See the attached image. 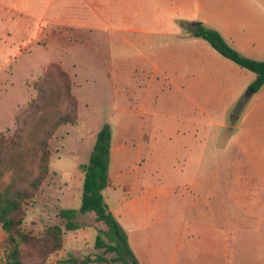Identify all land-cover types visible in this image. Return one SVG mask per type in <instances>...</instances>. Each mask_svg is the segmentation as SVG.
I'll return each mask as SVG.
<instances>
[{
    "label": "rangeland",
    "instance_id": "rangeland-1",
    "mask_svg": "<svg viewBox=\"0 0 264 264\" xmlns=\"http://www.w3.org/2000/svg\"><path fill=\"white\" fill-rule=\"evenodd\" d=\"M17 6L18 0H0V133L13 134L15 118L39 88L47 96L41 117L66 111L62 81L76 104V122L60 126L48 142L49 173L28 202L22 229L39 237L49 226H63L61 209L80 206L78 166L88 162L96 134L108 123L113 137L105 201L114 209L118 199L131 197L146 206L135 215L114 210L127 216L122 226L127 232L131 227L125 234L139 263L264 264V94L258 95L264 87L247 95L256 97L240 105L239 114L229 109L226 116L211 106L194 115L176 91L133 90L131 82L139 78L133 54L111 23L166 24L183 34L181 23L193 15L209 29L232 23L250 42L242 56L264 61V0H104L105 26L90 25L96 23L91 16L72 17L86 24L41 22L49 34L36 41L37 21ZM245 72L252 83L255 75ZM142 102L151 117L141 124L140 117L114 122L116 111L140 109ZM139 124L145 139L131 135H138ZM75 221L79 229L65 231L62 249L53 255L40 259L36 247L23 246L24 264L99 254L94 244L104 225L93 212ZM4 237L0 227V241Z\"/></svg>",
    "mask_w": 264,
    "mask_h": 264
},
{
    "label": "trees",
    "instance_id": "trees-1",
    "mask_svg": "<svg viewBox=\"0 0 264 264\" xmlns=\"http://www.w3.org/2000/svg\"><path fill=\"white\" fill-rule=\"evenodd\" d=\"M181 28L186 34L206 41L221 56L254 73L255 79L249 85L254 93L262 88L264 61L242 56L217 31L200 22L181 23ZM48 75L50 77L51 73ZM60 87V105L65 107V112L58 109L50 117H41L47 96L39 88L36 100H32L28 108L15 118L13 134L0 133V227L5 234L0 241V264H24L22 247L30 244L38 249L40 259L60 251L65 231L79 229L75 220L87 212H93L96 221L104 225V229L98 231L94 244L95 249L101 252L82 258L68 254L61 264H139L103 195V191L111 186L108 170L112 132L108 123L103 124L96 134L88 162L78 166L83 174L80 207L61 209L58 217L63 220V226H49L39 237L22 229L28 202L49 173V140L60 126L76 122V104L74 106L68 81H62ZM248 98L242 96L230 109L231 112L239 114V106ZM109 254H114V258L108 260Z\"/></svg>",
    "mask_w": 264,
    "mask_h": 264
},
{
    "label": "crops",
    "instance_id": "crops-1",
    "mask_svg": "<svg viewBox=\"0 0 264 264\" xmlns=\"http://www.w3.org/2000/svg\"><path fill=\"white\" fill-rule=\"evenodd\" d=\"M63 5L66 6L64 13L62 11ZM17 8L24 17L34 19L35 23L37 21L39 29L35 41L41 40L43 36L49 34L41 29V22L62 25L86 24L85 21H77L72 17L83 16L86 18L91 16L96 23H90V25H106L104 0H18ZM188 20V23L206 24L196 15ZM111 23L115 29H119L120 41L129 46L130 52L133 54L132 69L134 74L139 76L131 82L130 87L133 90L176 91L181 96L183 105L194 109V115L196 111L201 112L203 106H211L226 116L229 109L242 96L246 95L245 92L251 84L249 72H245V69L221 56L206 41L183 34L181 30L166 24L159 25L151 22L137 24L129 20ZM213 29L222 36L227 44L241 55H245L250 42L235 31L232 23L225 26L220 25V27ZM144 76H148V78L144 80ZM262 94H264V90L258 95ZM255 97L248 98V101L249 99L254 100ZM143 98L146 99V96ZM145 106L147 103L142 102L140 109L136 107L135 109L116 111L117 119L114 118V122H132L135 117H140L141 124L145 116L148 114H150L149 117L152 116L151 112L144 111ZM149 122L150 127L152 120ZM140 124L139 127H141ZM131 135L135 139H145L142 127L138 131V135ZM117 150L120 148L117 147ZM82 177L83 174H81ZM140 202L142 200L136 201L134 198L124 197L117 200L114 209L108 205L126 234L129 233L131 227L127 232L122 226V219L125 221L127 216L124 213L117 217L114 210L132 209L135 215L138 214L139 208H146L145 205L139 207L138 203ZM129 247L137 258V251L131 245ZM139 264L144 263L140 262Z\"/></svg>",
    "mask_w": 264,
    "mask_h": 264
},
{
    "label": "water",
    "instance_id": "water-1",
    "mask_svg": "<svg viewBox=\"0 0 264 264\" xmlns=\"http://www.w3.org/2000/svg\"><path fill=\"white\" fill-rule=\"evenodd\" d=\"M250 93H254L253 89H251L250 87L248 88L246 95H249Z\"/></svg>",
    "mask_w": 264,
    "mask_h": 264
}]
</instances>
